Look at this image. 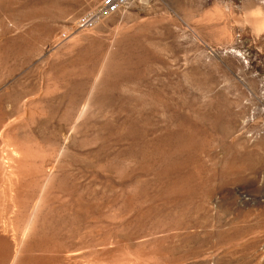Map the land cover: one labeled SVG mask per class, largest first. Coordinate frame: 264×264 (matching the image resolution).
<instances>
[{"label": "rangeland", "instance_id": "rangeland-1", "mask_svg": "<svg viewBox=\"0 0 264 264\" xmlns=\"http://www.w3.org/2000/svg\"><path fill=\"white\" fill-rule=\"evenodd\" d=\"M0 0V264H264V0Z\"/></svg>", "mask_w": 264, "mask_h": 264}, {"label": "built area", "instance_id": "built-area-1", "mask_svg": "<svg viewBox=\"0 0 264 264\" xmlns=\"http://www.w3.org/2000/svg\"><path fill=\"white\" fill-rule=\"evenodd\" d=\"M132 1L133 0H98L89 13L78 18V26H91L96 20L128 6Z\"/></svg>", "mask_w": 264, "mask_h": 264}]
</instances>
